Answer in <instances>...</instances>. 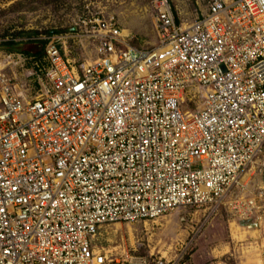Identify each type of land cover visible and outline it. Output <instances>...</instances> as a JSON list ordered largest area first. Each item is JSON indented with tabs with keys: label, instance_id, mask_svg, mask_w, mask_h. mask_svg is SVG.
I'll return each mask as SVG.
<instances>
[{
	"label": "built area",
	"instance_id": "2783aa9c",
	"mask_svg": "<svg viewBox=\"0 0 264 264\" xmlns=\"http://www.w3.org/2000/svg\"><path fill=\"white\" fill-rule=\"evenodd\" d=\"M195 1L186 21L153 0L152 47L115 17L80 20L86 65L48 37L31 99L0 64V264H149L104 247V228L178 208L264 217V0ZM250 167L263 185L234 198Z\"/></svg>",
	"mask_w": 264,
	"mask_h": 264
},
{
	"label": "rangeland",
	"instance_id": "374dc122",
	"mask_svg": "<svg viewBox=\"0 0 264 264\" xmlns=\"http://www.w3.org/2000/svg\"><path fill=\"white\" fill-rule=\"evenodd\" d=\"M17 1L0 0V64L16 92L27 99L42 93L43 68H47L42 42L49 37L47 31H59L63 52L78 65L95 57L92 41L79 37L76 29L88 16L115 17L131 35L134 47L158 42L153 0H29L14 6ZM171 2L186 21L199 10L195 0ZM35 63L42 72H37ZM196 101L200 105L199 98ZM242 182L234 198H246L263 185L257 167L248 168ZM102 239L118 258L131 256L149 264L161 260L163 264H264V217L245 220L227 208L218 212L178 208L155 222L116 223L104 228Z\"/></svg>",
	"mask_w": 264,
	"mask_h": 264
},
{
	"label": "trees",
	"instance_id": "16d2710c",
	"mask_svg": "<svg viewBox=\"0 0 264 264\" xmlns=\"http://www.w3.org/2000/svg\"><path fill=\"white\" fill-rule=\"evenodd\" d=\"M29 0H19L17 1L16 3H14V6H22L25 4V2H27ZM46 34L49 36V37H52L54 35H58L60 34L59 31H47ZM42 44L45 46L47 44V40L46 41H43ZM10 46H13V43L9 44ZM38 57H43L42 55L38 56ZM42 67H46L45 65H43ZM47 67H48V64H47Z\"/></svg>",
	"mask_w": 264,
	"mask_h": 264
},
{
	"label": "crops",
	"instance_id": "0c3cea01",
	"mask_svg": "<svg viewBox=\"0 0 264 264\" xmlns=\"http://www.w3.org/2000/svg\"><path fill=\"white\" fill-rule=\"evenodd\" d=\"M255 220V219H254ZM255 226H257V225H255Z\"/></svg>",
	"mask_w": 264,
	"mask_h": 264
},
{
	"label": "bare ground",
	"instance_id": "6f19581e",
	"mask_svg": "<svg viewBox=\"0 0 264 264\" xmlns=\"http://www.w3.org/2000/svg\"><path fill=\"white\" fill-rule=\"evenodd\" d=\"M126 33H127V31H126Z\"/></svg>",
	"mask_w": 264,
	"mask_h": 264
}]
</instances>
